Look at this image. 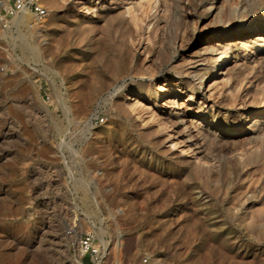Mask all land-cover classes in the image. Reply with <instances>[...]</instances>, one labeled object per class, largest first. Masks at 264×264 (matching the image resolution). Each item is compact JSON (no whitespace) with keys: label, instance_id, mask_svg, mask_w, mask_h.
<instances>
[{"label":"rangeland","instance_id":"374dc122","mask_svg":"<svg viewBox=\"0 0 264 264\" xmlns=\"http://www.w3.org/2000/svg\"><path fill=\"white\" fill-rule=\"evenodd\" d=\"M21 1L0 0V264L73 263L85 231L102 264H264V0ZM207 86L194 132L177 113Z\"/></svg>","mask_w":264,"mask_h":264},{"label":"bare ground","instance_id":"6f19581e","mask_svg":"<svg viewBox=\"0 0 264 264\" xmlns=\"http://www.w3.org/2000/svg\"><path fill=\"white\" fill-rule=\"evenodd\" d=\"M119 1V0H118ZM129 2V1H128ZM137 2H138V0H137ZM149 3V2H148ZM126 4V3H125ZM128 4V3H127ZM126 4V5H127ZM148 6V5H147ZM143 7V6H142ZM97 8V7H96ZM141 8V7H140ZM130 9H131V7H130ZM130 9L128 8V10L130 11ZM148 9V8H147ZM163 9V8H162ZM23 10V9H22ZM142 10V9H141ZM24 11V13H26L25 14V16H27L28 15V13L25 11V10H23ZM145 11V10H144ZM128 12V11H127ZM130 13V12H129ZM130 16H131V14H130ZM133 16H135V15H133ZM133 16H132V18H133ZM26 18V17H25ZM137 19H139V17L137 18ZM132 20V19H131ZM136 20V19H135ZM139 22H141L140 20H139ZM134 23V22H133ZM137 26V25H136ZM255 41H258V42H260V43H264V34H259V35H257L255 38ZM250 41V40H249ZM227 56V55H226ZM221 74H222V72H221ZM211 84V83H210ZM175 85V84H174ZM184 86V85H183ZM176 88H174V89H166V88H164V87H160L158 90L160 91V93H161V98H163V96L164 95H167V94H171V95H174V97L176 98V97H178L179 96V94L181 93V88L179 87V86H175ZM182 87V86H181ZM205 90V94H206V96H202V100L201 101H199V100H193V98L191 97V96H189L186 100H185V102H186V104H187V106H184L185 108H183L180 112H178L177 113V115L179 114V115H190V117H187V119H186V122L188 121V124H190V126L192 127V130L194 129V132L196 131V129H195V127H197L200 123L198 122L199 120H201V118L199 117V115H202L203 113H205V109H208V108H211L213 105H211V97H212V95H213V88L212 87H210V86H207V88H205L204 89ZM172 92V93H171ZM183 92V91H182ZM237 92V91H236ZM160 95V94H159ZM215 98V97H214ZM213 99V98H212ZM130 100H131V103H130V105H129V108L132 110V108L135 110V112L138 110V108H144V111L145 110H148L147 112L149 113V114H146L145 112V114L146 115H149L150 116V118H152L153 119V116H154V114H155V112H154V114H153V111H152V108H150V106L149 107H144L145 105L142 103V102H140L139 101V99L137 98V97H134V98H130ZM258 101H259V99H258ZM260 101H261V99H260ZM172 101H171V99H166V98H163L161 101H160V103H159V105H158V108H165L166 106H168V104L169 103H171ZM173 102H174V99H173ZM214 102V101H213ZM253 103V102H252ZM256 104H257V102H255ZM260 103V102H259ZM181 104V103H180ZM260 104H262V103H260ZM170 105V104H169ZM255 105V104H254ZM182 106V105H181ZM132 107V108H131ZM173 107V106H172ZM183 107V106H182ZM176 108V107H175ZM179 109V108H178ZM213 109V108H212ZM211 109V110H212ZM142 111H143V109H142ZM140 113V112H139ZM144 113H143V115H144ZM192 115H191V114ZM141 114H142V112H141ZM137 115V114H136ZM140 115V114H139ZM138 115V116H139ZM157 115V114H156ZM159 115V114H158ZM173 115V114H172ZM148 116V117H149ZM242 116V115H241ZM255 116V115H254ZM137 117V116H136ZM154 118H155V116H154ZM157 118V117H156ZM159 118V117H158ZM160 120V119H159ZM258 120V119H257ZM257 120H254V121H252L251 123H250V125L249 126H251L250 127V130L251 131H253V132H255L256 133V131L257 130H262V129H264V119L263 120H261V121H257ZM154 121V120H153ZM177 121V120H176ZM250 121V120H249ZM161 122H163V121H161ZM174 123H176V122H174ZM184 123V122H183ZM188 124H186V125H188ZM164 125H165V123H164ZM170 125H172V124H170ZM184 125V124H183ZM185 126V125H184ZM202 126V125H201ZM181 127V126H180ZM186 127V126H185ZM184 127V128H185ZM256 127V128H255ZM255 128V129H254ZM183 129V128H182ZM172 130V129H171ZM170 130V131H171ZM201 132V131H200ZM200 132H198L199 134H201ZM174 135V134H173ZM176 136V135H175ZM198 137V135H195V137ZM255 136V135H254ZM189 140V139H188ZM195 142V141H194ZM201 144V143H200ZM188 150V149H187ZM186 151V150H185ZM190 152V151H189ZM75 232V231H74ZM69 233H67L66 235H68ZM72 234H73V232H72ZM71 234V235H72ZM65 235V234H64ZM78 235L79 234H75V237H74V243H75V241L77 240V238H78ZM66 237H68V236H66ZM69 237H71V236H69ZM64 238V237H63ZM99 238V237H98ZM67 239V238H66ZM71 240H72V237L70 238ZM99 240H100V243H101V245H102V247H101V251H102V254H101V257L102 258H104L105 256H106V250H104L103 249V244H102V239L101 238H99ZM63 243H65V242H63ZM65 246V245H64ZM65 250V249H64ZM64 250H63V252H64ZM64 259V258H63ZM58 261V260H57ZM74 264H75V262H73ZM73 263H70V264H73ZM57 264V263H56ZM96 264H99V262L98 263H96Z\"/></svg>","mask_w":264,"mask_h":264},{"label":"built area","instance_id":"2783aa9c","mask_svg":"<svg viewBox=\"0 0 264 264\" xmlns=\"http://www.w3.org/2000/svg\"><path fill=\"white\" fill-rule=\"evenodd\" d=\"M23 4V1L17 0L16 7H22ZM33 11L38 19L45 16V11L40 6L35 5ZM99 121H102V119H99ZM101 247L100 240L94 231L82 232L73 244L74 254L72 261L75 262V264H83L84 259L87 257L89 264H96L98 262L102 264L104 258L101 257ZM143 262L145 263L146 259H144Z\"/></svg>","mask_w":264,"mask_h":264}]
</instances>
